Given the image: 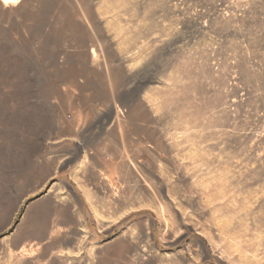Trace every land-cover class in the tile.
Masks as SVG:
<instances>
[{
    "label": "rangeland",
    "instance_id": "rangeland-1",
    "mask_svg": "<svg viewBox=\"0 0 264 264\" xmlns=\"http://www.w3.org/2000/svg\"><path fill=\"white\" fill-rule=\"evenodd\" d=\"M32 1L0 16V264H264V0H95L94 31Z\"/></svg>",
    "mask_w": 264,
    "mask_h": 264
},
{
    "label": "bare ground",
    "instance_id": "bare-ground-1",
    "mask_svg": "<svg viewBox=\"0 0 264 264\" xmlns=\"http://www.w3.org/2000/svg\"><path fill=\"white\" fill-rule=\"evenodd\" d=\"M74 4L77 15L80 19H82L89 31H94L95 26V12H94V1L95 0H86V6L88 8L85 9L81 4L80 0H71ZM34 3L32 0H0V16L8 17L10 19L21 21L24 19V30L28 24V13L34 8ZM32 22V19H31ZM32 25V23H31ZM54 26V25H53ZM32 28V26H31Z\"/></svg>",
    "mask_w": 264,
    "mask_h": 264
}]
</instances>
